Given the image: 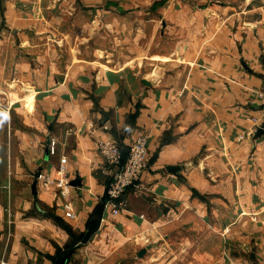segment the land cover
Wrapping results in <instances>:
<instances>
[{
	"label": "crops",
	"instance_id": "0c3cea01",
	"mask_svg": "<svg viewBox=\"0 0 264 264\" xmlns=\"http://www.w3.org/2000/svg\"><path fill=\"white\" fill-rule=\"evenodd\" d=\"M196 1L205 17L212 16L206 26L214 37L193 46L181 42V54L174 59L181 70L163 78L144 77L149 86L141 78L138 89L130 92V103L124 90L104 82L106 73L62 75L59 67V73H49L43 66L60 56L27 55L24 50L49 47L50 41H0L6 97L4 108L0 106V264H57L71 251L66 264H93L100 238L135 233L175 211L163 203L177 184L168 175L201 176L204 172L194 161L203 159V150L212 153L207 160L228 151L232 176L242 170L246 176L264 171V0ZM51 46L55 48L54 41ZM75 76L83 83H76ZM140 133L149 136L151 155L156 152L159 163L127 192L130 209L113 217L105 205L107 177L98 142L112 138L127 154ZM242 136L244 142L238 143ZM52 141L58 145L56 154L50 151ZM61 156L68 158L71 182H80L72 185L74 216L55 189L37 179L42 173L53 175ZM176 165L181 167L177 174L168 171ZM139 195L146 196L149 209H157L155 215L136 207ZM250 206L256 205L244 201L239 207ZM229 208L236 213L237 201L230 200ZM120 217L124 226L106 224ZM148 246L150 253L154 246L145 245L137 254Z\"/></svg>",
	"mask_w": 264,
	"mask_h": 264
},
{
	"label": "rangeland",
	"instance_id": "374dc122",
	"mask_svg": "<svg viewBox=\"0 0 264 264\" xmlns=\"http://www.w3.org/2000/svg\"><path fill=\"white\" fill-rule=\"evenodd\" d=\"M196 3V0H0V41H50L49 47L24 50L27 55L60 56L54 64L43 66L49 73L53 70L59 73L58 67L62 75L85 71L96 76L104 72L107 74L104 82L109 88L124 90L125 102L130 103L133 99L130 92L138 89L141 78L154 75L163 78L166 72L181 70L180 63L174 61L181 54V42L193 46L214 37L206 26L212 24V16L205 17ZM53 41L55 48L51 46ZM78 76L73 77L75 82L83 83ZM0 82V106L4 108V81ZM243 139L244 136L238 143L244 142ZM215 154L212 161L207 160L212 153L206 149L200 154L203 159L195 158L194 164L204 172L201 176L168 175L177 183L172 196L167 192V197H163V203L175 209L170 216L166 211L167 218L155 219L159 220L157 224H146L131 234L123 232L115 240L109 235L100 238L94 247L98 252L92 263L264 264V175L260 174L264 171L255 170L246 176L242 170L232 176L228 151ZM156 156L149 149L146 171L159 163ZM146 196L150 197V193ZM146 196L138 198L136 207L153 216L157 209L144 204ZM230 200L237 201L236 213L229 208ZM244 201L256 206L239 207ZM129 209L128 199L125 211ZM112 220L106 224L120 222L124 226L123 217ZM145 245L154 246L153 250L139 257L137 252Z\"/></svg>",
	"mask_w": 264,
	"mask_h": 264
},
{
	"label": "built area",
	"instance_id": "2783aa9c",
	"mask_svg": "<svg viewBox=\"0 0 264 264\" xmlns=\"http://www.w3.org/2000/svg\"><path fill=\"white\" fill-rule=\"evenodd\" d=\"M264 98V94H260ZM104 130H109L108 125H103ZM98 149L104 160V174L107 177L105 205L113 217L120 216L128 207L127 192L140 186L149 161V136L140 133L129 146L127 155L120 143L112 138L101 139ZM52 154L58 152L56 141L50 143ZM37 179L45 188H53L70 216L72 211V182L68 169V158L60 157L55 173H42Z\"/></svg>",
	"mask_w": 264,
	"mask_h": 264
},
{
	"label": "water",
	"instance_id": "95a60500",
	"mask_svg": "<svg viewBox=\"0 0 264 264\" xmlns=\"http://www.w3.org/2000/svg\"><path fill=\"white\" fill-rule=\"evenodd\" d=\"M142 83H143L144 85H147V86L151 85V82H150L149 80L145 79V78L142 79ZM180 168H181V167L178 166V165L167 167L168 171H170L172 174H177L178 171L180 170ZM71 184H72L73 186H77V185L80 184V182H79V181H73ZM34 189H35V187H34ZM149 248H150L149 246H148V247H145V248H142V249L140 250V252L138 253V256H139V257H143V256L147 253V251H148ZM71 254H72V251H71V252H68L67 254H65L64 257L61 259V261H59L57 264H66L67 261H68V259H69L70 256H71Z\"/></svg>",
	"mask_w": 264,
	"mask_h": 264
}]
</instances>
